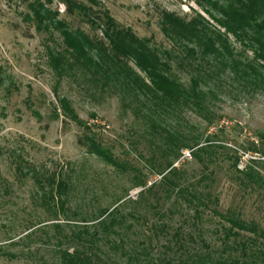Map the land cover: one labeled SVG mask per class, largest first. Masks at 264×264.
Returning <instances> with one entry per match:
<instances>
[{"label": "rangeland", "instance_id": "rangeland-1", "mask_svg": "<svg viewBox=\"0 0 264 264\" xmlns=\"http://www.w3.org/2000/svg\"><path fill=\"white\" fill-rule=\"evenodd\" d=\"M74 1L94 16L109 14L121 28L148 40L185 86L192 77L205 76L211 65L201 61L202 67H197L189 52L193 44L176 43L164 35L162 13L190 20L198 12L225 32L190 0ZM40 6L43 14L50 15H42L44 22L38 17ZM98 26L59 0H0V264H60L61 253L73 254L80 247L74 237L86 236L85 227L97 226L101 214L116 207V217L124 218L116 226L120 235L97 239L89 249L101 255V248L102 264H108V258L117 264H149L166 255L176 258L175 232L197 238L194 243L186 240L187 248L180 249L191 258L196 248L215 257L241 256V251L223 254L220 217L206 210L194 222V209L185 196L165 191L168 186L161 185L158 172L166 160L157 132L176 129L191 142L199 138L203 145L225 127V133L214 139L221 146L216 148L215 164L206 168L190 150H182L179 159H171L178 172L170 179L219 198L220 205L212 207L220 212L231 208L264 228V182L245 190L239 172L251 159H260L261 155L244 150L249 142L264 152V94L245 91L229 70H215L218 75L203 87L215 117L211 127L185 109L158 119V128L152 130L142 95L136 98L116 81L100 80L90 65L85 68L73 61L61 67L57 61L68 54L65 33H83L95 42L104 38V29ZM231 41L236 55L253 58L252 51L232 36ZM86 50L88 58L98 63L96 47ZM211 64L220 68L217 61ZM126 66L149 84L134 61ZM63 104L69 106L68 113ZM91 140L112 150L115 165L95 154ZM261 166L254 170L264 181ZM168 242L172 250L167 249Z\"/></svg>", "mask_w": 264, "mask_h": 264}, {"label": "trees", "instance_id": "trees-1", "mask_svg": "<svg viewBox=\"0 0 264 264\" xmlns=\"http://www.w3.org/2000/svg\"><path fill=\"white\" fill-rule=\"evenodd\" d=\"M59 1L66 5L67 10L72 13L83 12L92 25H99L98 27L104 29V38H99L95 42L83 33L77 35L71 32L65 33L68 54L66 57L60 55L57 58L58 62H62L61 67L65 63L70 66L73 61L85 68H89L90 65L96 70V75L101 77L100 80L104 82L114 80L121 84L127 92L133 93L136 98H140L142 95V106L147 110V119L152 130L158 128V119L162 121L165 119L163 118L165 115L170 117L185 109H191L197 113L211 127L215 123V117L208 104V93L203 87L207 85L209 78L218 75L214 72L215 70H229L232 77L242 85L245 91H260L264 94V0H190L202 7L205 13L225 32L215 27L198 12H195V17L190 20L176 13L167 11L162 13L161 25L164 35L176 43L193 44L194 48L189 52L193 55L197 67H202L199 64L201 61L202 64L207 62L208 65H211V70L206 69L205 76L192 77L189 86H185L171 74L170 64L163 61L158 52L148 45V40H140L132 31L121 28L109 14L94 16L91 12L88 13L87 7L74 0ZM43 12L42 6H40L38 17L42 19L41 22L45 21L43 20L45 16L50 17ZM231 36L242 47L252 51L253 58L251 60L234 53ZM93 46L98 51V63H93V60L87 56V47ZM130 60L134 61L146 75L149 84L126 66V62ZM209 60L211 63L217 61L220 68H216ZM59 67L60 65L57 68ZM63 107L68 113L69 106L63 104ZM225 131V127H219L218 133L208 136L203 145L199 138L192 143L176 129L174 132L167 128L158 131V138L162 141L158 146L163 147L162 156L166 160L165 168L159 170L158 173L162 176L161 185L168 186L165 191L169 195L175 193L185 196V201L194 209V222L200 220L206 210L220 217L219 231L223 254L228 250L241 251V256L215 257L212 253L201 254L199 248H196L195 256L191 258L189 252H182L180 249L187 248L186 240L194 243L197 238L190 234L187 236L184 233L175 232L172 238L176 241L175 255L177 257L166 255L156 260L151 259L149 264H264V228L255 222L244 220L239 212L231 208L225 213L220 212L212 207V205H220L219 198L213 197L208 192L202 193L194 190L192 187H181L170 179V176H174L178 172L171 159H179L182 156V150H190L191 156L206 168L215 164L218 159L216 148L221 146L217 147L214 139H217L219 133L223 134ZM91 141L90 148L95 154L115 165L112 150L96 140ZM249 143L250 145L244 147V150L261 156L258 160L251 159L244 170L239 171L244 176L240 185L245 190H254L256 186H260L264 182L260 173L254 170L255 165L259 164L264 169V161H261L264 159V152L255 142ZM149 190L151 191V188ZM117 209L118 207L104 211L96 222L97 226L85 227L83 233L86 236H83L82 233L75 236L74 240L80 242V247L75 249L73 254L61 253L60 264H102L104 260L101 257L103 254L101 248H98L102 252L101 255L89 249L95 247L97 239L108 240L112 234L120 235L116 231V226L120 225L124 218L116 217ZM156 230L163 231L166 230V227L158 228L156 226ZM243 234H250V236ZM68 241H73V239L69 238ZM199 242L203 244L202 238ZM169 244L170 242H168L167 249L172 250L173 248ZM122 254L126 255L125 252ZM129 257L134 256L129 255ZM108 259V264H117L111 258Z\"/></svg>", "mask_w": 264, "mask_h": 264}, {"label": "built area", "instance_id": "built-area-1", "mask_svg": "<svg viewBox=\"0 0 264 264\" xmlns=\"http://www.w3.org/2000/svg\"><path fill=\"white\" fill-rule=\"evenodd\" d=\"M190 154H188V156H189Z\"/></svg>", "mask_w": 264, "mask_h": 264}]
</instances>
